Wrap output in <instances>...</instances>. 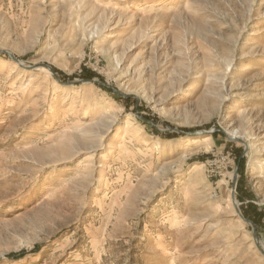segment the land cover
Listing matches in <instances>:
<instances>
[{
	"label": "rangeland",
	"instance_id": "1",
	"mask_svg": "<svg viewBox=\"0 0 264 264\" xmlns=\"http://www.w3.org/2000/svg\"><path fill=\"white\" fill-rule=\"evenodd\" d=\"M0 264H264V0H0Z\"/></svg>",
	"mask_w": 264,
	"mask_h": 264
},
{
	"label": "bare ground",
	"instance_id": "2",
	"mask_svg": "<svg viewBox=\"0 0 264 264\" xmlns=\"http://www.w3.org/2000/svg\"><path fill=\"white\" fill-rule=\"evenodd\" d=\"M204 140H206V138H200L199 136H194V137H190L187 140L186 144H187V146L190 147V146L197 145V144H199L200 142H202Z\"/></svg>",
	"mask_w": 264,
	"mask_h": 264
}]
</instances>
